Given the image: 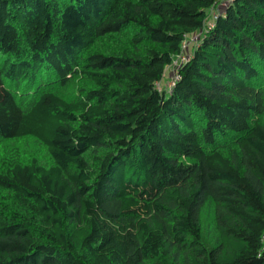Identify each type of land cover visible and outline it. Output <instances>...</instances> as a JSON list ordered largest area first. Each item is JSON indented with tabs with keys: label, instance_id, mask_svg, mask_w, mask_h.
Returning a JSON list of instances; mask_svg holds the SVG:
<instances>
[{
	"label": "trees",
	"instance_id": "16d2710c",
	"mask_svg": "<svg viewBox=\"0 0 264 264\" xmlns=\"http://www.w3.org/2000/svg\"><path fill=\"white\" fill-rule=\"evenodd\" d=\"M220 1L0 0V264H264V0L161 85Z\"/></svg>",
	"mask_w": 264,
	"mask_h": 264
},
{
	"label": "rangeland",
	"instance_id": "374dc122",
	"mask_svg": "<svg viewBox=\"0 0 264 264\" xmlns=\"http://www.w3.org/2000/svg\"><path fill=\"white\" fill-rule=\"evenodd\" d=\"M226 1L227 0H221L220 5L216 6L215 8H213L212 11H209L207 13V19L204 21V24L207 23L208 21H210V16L214 12L222 11ZM109 42L113 43V41H109L108 39H102V38L97 39L96 42L93 43L91 45V47H89V49L85 51L84 55L89 53V52H92V51H106V50H108V48H110V46L108 45ZM175 71L176 70L174 68L167 69V74H168L169 78L162 80L161 85H163V87H165L164 82H166V84L168 86L171 85L170 82L173 81L174 78L176 77ZM53 87L56 89L57 86L54 85ZM59 93H61L62 96H69L72 94L76 95L77 93H79V90L76 89L74 86L70 85V86L62 87V89L59 90ZM11 147H15L16 151L19 152L20 157L23 160L30 158V157H36L41 163H47V161H48V155H47L45 148L39 142H37L36 140H34L33 138H30V137L21 138L18 140H12V141L10 140V141L0 142V159H2L5 156V154L7 153V151ZM0 201H1V199H0Z\"/></svg>",
	"mask_w": 264,
	"mask_h": 264
},
{
	"label": "built area",
	"instance_id": "2783aa9c",
	"mask_svg": "<svg viewBox=\"0 0 264 264\" xmlns=\"http://www.w3.org/2000/svg\"><path fill=\"white\" fill-rule=\"evenodd\" d=\"M229 0L226 1L224 6L227 4ZM220 5V3H219ZM218 6V5H217ZM213 10V9H212ZM210 10V11H212ZM221 11H216L210 16V21L205 23L202 28L192 32L189 36L184 38L180 45V51L179 54L175 56L172 62L173 68L180 67L185 61L189 59V50L191 49V46L198 42V40L201 38V36L204 34L205 31L210 30L214 25V18L218 15V13ZM207 19V17H206ZM170 86L173 85V81L170 82Z\"/></svg>",
	"mask_w": 264,
	"mask_h": 264
}]
</instances>
